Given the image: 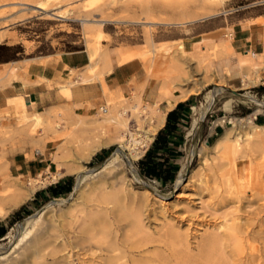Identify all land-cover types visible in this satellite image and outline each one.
Instances as JSON below:
<instances>
[{"label":"rangeland","instance_id":"rangeland-1","mask_svg":"<svg viewBox=\"0 0 264 264\" xmlns=\"http://www.w3.org/2000/svg\"><path fill=\"white\" fill-rule=\"evenodd\" d=\"M36 1L14 0L11 2H0V34L4 35L3 40L9 36L14 39L15 35L23 34L24 38L29 40L41 41L42 45L40 48L45 52L51 49L50 42L52 45H55L56 38L58 37L81 38L85 41L87 49L91 51L94 48L96 49L95 57H97L92 62V70L95 73L92 80H94L101 77L103 72V57L108 49V45L102 46V41L106 40L108 44L112 41L107 36L101 38L99 41L96 40V31L99 28L102 29L104 25L105 30L116 31L117 34L113 42L124 41L142 44L139 46V49H141L140 53L142 54H140V57L143 62L151 64V68L154 67L153 72L159 75L160 79H168L172 82V85H174V81L179 84L174 85L176 86L175 90H181L182 88L190 89L191 87L193 89L199 88V94L195 97V106L190 121L197 119L200 114L205 112L211 96L210 92L215 86L226 85L227 79L230 81V84L234 85H237V81H242L244 89L235 92H241L260 102H264V93L256 94L250 92L253 89V85H259L260 82L264 81V66H261L259 69L256 68L257 70L254 68L255 70L253 71L243 66L246 71L245 73L236 63L234 71L225 70V78L215 70L212 60L218 61L234 56L230 47L227 48L229 52H226L220 49V47L214 46L209 50L208 56H205L204 59L206 60L203 61V64L193 54L185 52L184 47L180 48L181 42L158 43L163 33H169L170 24H165L164 22H185V24H192L213 16L223 7L237 9V6H242L243 4L249 5L256 0H53L51 2V10L49 9L45 14H42L41 10L35 8ZM229 2L230 5L226 6ZM208 14V17L200 18ZM192 15H197V19L191 21L192 19L189 16ZM187 16L188 18H186ZM84 18L89 19L91 22L84 21ZM96 19H103L105 21L102 25H99L95 22L93 23V20ZM66 22L69 25H66ZM59 24L62 25L60 26ZM66 31H73L74 33L68 34ZM172 35L178 36V32H174ZM251 54L247 53L248 56ZM191 57H194V59ZM236 59L239 61L240 58ZM182 81L184 83H180ZM231 89L234 90L233 87ZM228 98L236 99L235 103L239 105V108L230 113L225 122H221L222 116L220 113H223L221 110L222 104ZM124 99L128 100L131 104L135 103L131 98ZM239 100L240 98L236 96L217 91L214 105L202 122L194 143H191V138L188 136L186 143L180 144L179 156L176 158L179 170L173 181L165 185H161L158 181L139 172L138 161L143 157V152L149 149L150 138L147 139L146 145L141 149L142 153L140 156L133 161L135 170H130L125 165L122 155L118 153L120 157L119 165L111 168L112 171L105 169L106 171L103 170L98 173L94 171L95 175L79 174L80 172L77 169L86 172L99 168L120 145L119 140H112L109 144L112 146V149L102 160H94L91 157L83 161L79 158L78 150L81 146L90 144L95 138L108 133V129L106 128L107 123L97 128H95L97 125L92 124L94 119L100 118L102 114H100L99 108L93 115L87 117L76 116L69 110L56 108L49 115L44 117L41 115L39 124L34 125L24 124L26 120V114H24L19 118L17 124L22 128H26L28 133L33 136H36L38 128H41L44 135L47 131H55L57 129V132L54 134V138H58L54 156L56 171L60 165L72 166V168L74 167V171L72 173L64 172V174L73 176V186L78 180L82 183L79 182L78 192L72 201H65L69 198L71 190L66 196L44 200L29 215L21 217L16 222L14 220V224L8 228L5 238L0 240L1 251L8 250V255L4 259H0V264H35L40 261L46 264L47 262L48 264H53L54 254V258L52 254H49L45 255L44 260L38 259L31 252L34 250L33 247L36 244H42L49 251L54 244L57 229L64 235L68 234L67 236L71 238L75 236L74 234L79 235L77 231L80 230V227L84 223L93 226V223L99 224L104 219L105 221L107 220V223L104 221L102 224L100 223V228H97L98 224L94 225L93 228L96 227V231L104 228L103 234L106 233V235H102V233L99 235L98 230L95 240L99 241V244L97 245V243L92 242L91 245L104 248L107 240L111 237L109 241L115 242L114 244L118 243V247L121 246L120 250L124 251L126 248L122 244L124 240L123 234L130 232L131 229L127 225L129 223V216L138 209L142 212L145 235L148 237L150 243L148 246L146 245V248H143L144 251L134 252L133 255L137 259L140 256V259L144 258V256L146 257L148 254L147 257H150V261L151 259L152 261L146 264L164 263H162V258L171 253L169 242L172 237L170 234H173L175 231L181 234L183 242L178 247L177 245L179 244H177L176 248L189 255H196L198 253L200 250L199 246H201L202 241L208 235L216 233L224 235L227 233V229L232 228V226L240 227L241 229L246 228L249 231L252 230L254 234L261 231L257 235L259 237L257 245H260L259 250L264 253V250H262L264 249L262 247L264 246V239H262L264 238V224L258 226V220H264V211H261L264 200H261L259 196H254L249 189L242 191L241 194L235 193L234 184L235 170L241 178L253 176L252 178L254 179L262 177V180H264V144L256 141L250 144L249 138L252 136L248 135V133L254 131L255 125L260 124V121H264L258 119V115H264V108L252 101L242 104L238 102ZM117 102L120 103V99H114L113 102H110L113 104L109 107H119L120 104ZM106 104L107 100L105 105L101 107L106 106ZM245 107H249L251 110L249 114L243 116L242 113L246 109ZM155 108L156 105L151 108L149 105L138 102V109L142 112L141 126L144 123V129L149 128L152 111ZM257 109L261 111L257 112ZM256 115L257 119L254 118ZM80 118L90 122L88 128H92V131L88 128L89 131L83 130L84 128L82 127L84 125L79 124ZM128 118L129 129L137 133L140 138L145 137L146 134H144L143 130L139 129L138 125L140 122L130 115ZM215 124H221L222 132H219V135L214 137L215 139H211L209 140L210 143H207L204 141L203 136L208 131V128ZM261 125H264V123H261ZM229 129L231 130L232 139L238 137V142L240 143V151L233 165L231 163L232 160L231 162L228 160L233 155L229 149L226 152L230 151V153H225L224 151L217 153L214 149H211V146ZM5 136L10 137V134H6ZM56 158H59L60 161L57 162ZM203 160L205 161L204 164ZM1 166L2 161L0 160V168ZM1 175L2 173L0 172ZM179 176H182V179L178 185V181L176 180ZM41 177L45 178L46 175H42ZM144 183L154 187L155 190H150V193H148L145 191ZM102 184L104 185L101 186ZM153 192L162 196V198L155 197ZM101 196L102 198H100ZM105 196L108 200H106ZM55 199L63 201L55 202ZM111 199L112 203L110 202ZM107 202L110 203L108 204ZM47 204L49 206L39 222L34 227L27 225L26 219ZM101 210L105 212L103 211V213ZM10 213L3 219H0V221L5 220L9 215L11 217ZM94 217L96 220H94ZM97 217L99 218L97 219ZM103 223L109 226L107 225V227ZM18 224H21L19 238L23 236L25 238L22 239L15 249L11 248V244ZM121 238L123 239L121 240ZM250 241L249 245L253 243L252 240ZM96 246L92 248L98 250ZM146 249L149 251H146ZM75 250L77 251V249H73V251ZM44 252L45 254L47 253L46 249ZM62 253L58 255H61L62 259H64V264H68L70 259H65L66 254L64 253L63 255ZM140 253H144V255H140ZM83 254L85 255H74L73 257L76 256V258H71V260L77 263V258L82 259L83 256L86 261H88L87 257L91 259V256L87 252ZM25 255L29 256L26 257ZM157 258L159 259L157 261L160 263L156 261Z\"/></svg>","mask_w":264,"mask_h":264},{"label":"crops","instance_id":"crops-1","mask_svg":"<svg viewBox=\"0 0 264 264\" xmlns=\"http://www.w3.org/2000/svg\"><path fill=\"white\" fill-rule=\"evenodd\" d=\"M11 1L14 0H0V2ZM227 5H230V2ZM237 7V9L223 7L213 16L192 24L169 25V33H163L158 43L181 42L185 52L194 56L198 55L197 53L208 56L209 50L214 46L226 52H229L227 48L230 47L234 56L218 61L212 60L215 70L225 78V70L234 71L237 63V66L245 71L246 67L240 66L236 58H244L247 53L264 57V0H256L249 5L243 4ZM65 24L69 25L67 22ZM102 30L112 41L109 44L106 40L102 41V46L108 45V49L106 62L103 59L102 63L101 77L82 83L80 77L74 78L72 79L74 85L67 84L72 73L85 74L91 64V50L86 48L83 39L69 36L58 37L55 45L50 42L51 49L45 52L40 48L41 41L29 40L24 38L23 34L15 35L14 39L9 36L0 42V160L2 161L0 172L4 176L17 179L20 184L26 185L30 179L42 175L48 177L49 174L56 172L54 156L58 138H54V134L57 129L47 131L44 135L41 128H38L36 136H33L26 128L17 124L24 114L35 113L44 117L56 108H63L76 116H91L98 108L105 105L108 93L115 100L131 98L134 102L144 103L151 108L155 105L160 106L164 120L152 136L150 146L158 132L164 130L168 123L170 151L175 154L170 161L178 167L176 158L179 156L180 144L186 143L188 136L191 138V143H194L202 125L201 123L195 132L192 131V134H189L195 120L190 121L195 106L194 101L199 92L191 93L184 99H177L169 106L167 99L160 96L163 79L153 72L154 67L151 68V64L144 63L140 57L142 53L139 46L142 44L124 41L115 43L113 40L117 34L116 31H107L104 25ZM174 32H178V36L172 35ZM122 48L136 51L138 55L132 59H126L125 55H121ZM124 58L126 60H123ZM170 79L173 80L172 77ZM237 82V85L230 84L227 79V84L220 86L218 91L236 96L233 91L244 89L242 81ZM174 85L179 84L174 81ZM252 88L250 91L252 93H264V81L259 85H253ZM180 93L181 90H175L172 96L176 98ZM238 98H240L238 102L242 104L250 102V100ZM235 100L228 98L223 102L221 109L223 113H220L221 122H225L229 114L239 108ZM245 108L243 116L249 114L251 110L249 107ZM173 111L175 115H172L168 121V114ZM258 116V119L264 120V115ZM254 118L257 119V115ZM261 123L264 121H260ZM172 126L175 127L173 132H171ZM219 132H222L221 124L211 125L203 136L204 141L210 143L209 140L215 139ZM6 134H10V137H6ZM111 149L110 145L103 147L92 155V158L102 160ZM149 149L143 152V157ZM163 157L168 158L169 153L164 154ZM67 177L73 176L63 174L56 181L37 188L24 203L11 210V213L9 212L11 217L9 215L5 220L0 221V228L6 231L0 234V240L5 238L11 221L16 219L13 216L17 211L23 208L19 216H27L28 212L31 213L32 210L37 209L44 200L51 198V187L65 183Z\"/></svg>","mask_w":264,"mask_h":264},{"label":"bare ground","instance_id":"bare-ground-1","mask_svg":"<svg viewBox=\"0 0 264 264\" xmlns=\"http://www.w3.org/2000/svg\"><path fill=\"white\" fill-rule=\"evenodd\" d=\"M52 1L53 0H37L35 8L41 10L42 14H45V13H47V11L52 6L51 5ZM209 14L207 16L205 15V16L200 17V18H206L209 16ZM186 18H188V16ZM189 18L192 19L191 21L196 20L197 15L189 16ZM182 19H184V18H182ZM84 21L91 22L89 19H86V18H84ZM104 21L105 20H103V19H96V20H93V23L95 22L99 25H102ZM164 23L170 24V25H183V24H185V22H178V23H166V22H164ZM164 23H162V24H164ZM96 32H97L96 33V40L97 41H99L101 38L106 36L101 28H99L98 31H96ZM3 38H4V35L0 34V42L3 40ZM87 41H88V39H87ZM179 47L183 48L182 45H180ZM120 51H121V55L122 56L125 55L126 59H128V58L132 59L138 55V52L129 50L127 48H124V49L122 48ZM197 52H199V51H197ZM97 54H98V52H97ZM197 54L198 55H195V57L198 58V60H200L203 63V61L206 60V59H204L205 56L201 53L200 54L197 53ZM95 55H96V49L94 48L91 51V60H90L91 64H89L90 66L86 69L87 70L86 73L85 74L82 73L83 75L73 73L71 75V78L67 81L68 85H72L74 83L72 80L74 78L77 79L80 77L79 79L81 80V83L91 81L93 79L92 77L95 75V73L92 70V68H93L92 62L95 61V58L97 57V56L95 57ZM103 58L105 59V62H106V59H107L106 53L104 54ZM126 59L124 58L123 60H126ZM192 59H194V57ZM109 61H110V59H109ZM239 64H240V66H244L246 68H249L251 71H253L256 68H258L259 66H261V64H264V57L255 55L253 53L250 56H248L246 54L244 56V58L239 59ZM76 82L77 81H75V83ZM161 83H162L161 84L162 86L160 88V96H161V98L167 99V101L169 102V106H171L170 105L171 102H174L177 99H184L189 94H191L193 92H195V93L198 92V89H199L197 87H196V89H193L192 87L190 89H184L183 88V89H181L180 95L178 97L174 98L172 96V92L175 91L176 86L172 85V82H170V80H168V79L163 80V82H161ZM217 91H218L217 86H215L213 88V90L210 92L211 96H210V99L208 102L207 111L205 110L206 113L204 112V113L200 114V116L193 121L191 129L189 131V134H191L192 131L195 132V130L199 127L200 123L203 121L205 115H207V113L211 110V108L214 104L215 95H216ZM106 98H107L106 106L99 108L100 114L102 113L100 118H98L96 120L94 119L92 124L97 125V126H95V128H97L98 126H103L104 124L106 125V123H107L106 128L108 129V133L106 135L95 138L92 141V143H90V144H85V145L81 146L78 150L79 151V158L83 161L90 159L92 157V155H94L99 149L108 146L112 142V140L113 141L119 140V142H120L119 148H116L110 154V156L99 166V168L94 169V170H88L86 172L83 170L77 169L80 172L79 174L85 173V174L93 175L94 171H96L98 173V172H101L105 169H108V170L110 169V171H112L111 168H113V167L115 168V166L119 165L120 157L118 156V153H120L122 155V157L124 158L125 165H127V167L130 170H132V171L135 170L134 169L135 167L133 166V161L135 159H137L140 156V154L142 153L141 149L146 145L145 143H146L147 139H149V138L151 139V137L155 134L158 126H160L159 124L163 123L162 120H164V119H163L162 113L160 112L161 111V109L159 108L160 106H158V105H156V108L153 109V111H152V118L150 119L149 128L144 129L143 128L144 123L141 126V124H142L141 123L142 112L138 109V102L131 104L128 102V100L121 98L120 103L117 102L120 104V105L118 104L119 107L118 106L117 107L112 106V108H110L109 106L111 104H113L110 102H113L114 98H112L109 93L106 94ZM253 100L256 104H259L262 108H264V102H260L256 99H253ZM154 110H155V112H154ZM256 111L260 112L261 110L257 109ZM129 115L131 117H133L136 121L140 122L138 126H139V129L143 130L144 134H146L145 137L140 138V136L137 133L132 132L129 129V118H128ZM96 116H97V114H96ZM40 118H41V114H35V113L26 114V117H25L26 120L24 121V124L25 125L39 124ZM199 118H201L200 121H198ZM138 122H136V123L138 124ZM249 122H251V121H249ZM89 123L90 122H88L87 120H82L81 118L79 119V124L84 125V127H82V128H84L83 130L90 129V128H88ZM253 129H254V131H252V133H248L249 136H252L251 138H249L250 144L255 142V141L258 143L264 144V125L257 124L254 126ZM120 130H122V132H120ZM123 131H125V132H123ZM253 139H256V140L253 141ZM238 140H239L238 137L232 139L231 130L229 129L226 132H224L222 134V136L211 146V149H214L217 153L223 152V151L225 153H230V151H231L233 155H232V158L231 159L229 158L228 160H230V162L232 160L231 163L233 165V163L235 164V158L237 157V154L240 151V143L238 142ZM227 149H229L230 151L226 152ZM204 160H205V158H204ZM204 160H203V164L205 162ZM56 161L59 162L60 161L59 158H56ZM73 171H74V167L72 168V166L60 165V167H58V170L55 173L49 174L48 177H45V178L39 176L38 178L30 179L26 185L20 184L17 179L11 180L6 176L4 177L2 174L0 176V219H3L4 217H6V215L11 210L17 208L22 203H24V201L27 200L35 192V190L37 188L45 186L46 183L56 181V179L58 177L62 176L64 174V172L72 173ZM247 175H251V174H247ZM249 177L250 178H248V177L241 178L240 176H238V173L236 172V170L234 171V179H235L234 184H235V189H236L235 193L241 194L242 191L249 189V191L252 192L254 194V196H259V198H261V200H264V180H262V177H260V178L257 177V179L252 178L253 176L252 177L249 176ZM181 179H182V176H179L178 179L176 180V181H178L177 182L178 185L180 184ZM82 181H83V179H82ZM79 182H80V180H78V182L73 186V189H72V192H71L69 198L65 201L70 202L74 199V197L76 196V194L78 192ZM80 183H82V182H80ZM103 185L104 184H102L101 186H103ZM143 186L145 188V191H147L148 193H150V190H155V188L150 186L149 184L144 183ZM98 187H100V186L98 185ZM102 189H103V187H102ZM148 193H146V194H148ZM153 194L155 197L162 198V196L157 195L155 192H153ZM102 195L104 196V194H102ZM106 196H105V198H106ZM100 198H102V196ZM103 200H105V199H103ZM106 200H108V199L106 198ZM54 201L59 202V201H63V200H60V199L56 200L55 199ZM100 201H101V199H100ZM111 201H112V199L110 200V202ZM102 202H104V201H102ZM110 202H107V203L109 204ZM48 206H49V204L45 205L44 207L39 209L35 214L29 216L26 219L27 225H31L34 227L39 222L40 218L42 217V215L44 214V212L46 211ZM98 206H99V204H98ZM100 208H101V206H100ZM104 208H105V205H104ZM261 209H262L261 211H264V205H262ZM105 210H106V208H105ZM95 215H97V214H95ZM91 216H90V218H91ZM87 217H89V216L87 215ZM98 218L99 217H97V219ZM87 219H89V218H87ZM102 219H104V218L102 217ZM94 220H96V218ZM89 221H88V223H89ZM104 221H105V219L102 222H104ZM94 222H96V221H94ZM102 222H100V223L102 224ZM105 222L107 223V220ZM261 222H264V220H261V221L258 220V223H259L258 226H261L262 224H264ZM100 223L99 224L97 223L98 224L97 228H100L99 227V225H101ZM106 223H103V225L104 224L106 225ZM97 224L93 223V226H92L90 224L86 225V223H84L83 226L80 227V230L77 231V234H79V235H76L73 233L75 236H73L71 238L69 236H67L68 234L64 235L63 233H61V231L59 229H57L55 237H54V244L52 246V249L50 248V250L48 251V248L46 246H44L42 244L41 245L36 244L33 247L34 250L31 252L33 254H35L36 258L43 259V260H44L45 255H49V254L53 255L54 254L55 258L53 255V258H54L53 264H64L65 263L64 259H62L61 255H58V254H61L63 251L66 254L65 259H70L68 264H146V263L152 261V259L150 261V257H147L148 256L147 253H146L147 254L146 257L144 256V258H140V259H139L140 256L139 257L137 256L138 257V259H137L133 255L134 252L144 251L143 248H146V245L148 246V244L150 243L148 237L145 235L146 234L145 230H144L145 225L143 224L141 210L138 209V210H136V212L131 214V216H129V223L127 225L130 227L131 230L129 233L124 231L125 232L123 234L124 240L122 243L123 246L126 248V250H124V251L120 250L121 246L118 247V243L114 244L115 242L112 243L111 241H109L111 237L109 238V240H107L104 248L103 247L101 248L100 246L97 247L96 245H91L92 242L97 243V245L99 244L98 243L99 241L95 240V238L97 237L99 229L96 231L97 228L96 227H95L96 229L93 228L94 225L96 226ZM20 227H21V224H18L16 226V233L13 237L11 248L16 249V247H18V245L20 244L22 239L25 238V236L19 238L20 237V235H19ZM60 227H62V226H60ZM119 229H121V228H119ZM227 230L228 231L226 234L222 233L224 235H221L218 233L208 235L202 241L201 246H199L200 250L198 251V253L196 255H189L187 253L180 251L179 248L177 249L176 245L179 244V245H177V247H178V246H180L181 243H183L182 238H181V234H179L178 231H175L173 234L171 233L170 235L172 238L169 242V246L171 248V253L168 254L166 257L162 258L163 259L162 263L163 262H164L163 264H262V263H264V260H262V258H264V253H262L261 250H259L260 245L259 246L257 245L259 243L258 242L259 237L257 235L259 233H261V231H259V233L256 232L254 234L252 232V230L249 231V230H246V228L241 229L240 227H235V226H232V228H228ZM94 231H96V232H94ZM103 232H104V228H102V230H99V235H100V233H102V235H106V233L103 234ZM99 235H98V237H99ZM123 238H121V240ZM262 239H264V238H262ZM250 240H252L253 245L252 244L249 245V243L251 242ZM93 246L94 247L96 246V248L98 250H96V249L94 250L92 248ZM262 247H264V246H262ZM45 249L47 252L46 254L44 252ZM73 249H77V251L76 250L73 251ZM147 250L148 249H146V251ZM262 250H264V249H262ZM85 252H87L88 255L91 256V259H88L89 257H87V255H86L88 261H86V259L83 258L84 256L82 257V259L77 258V261H78L77 263H75V262H73V260H71V258L72 259L76 258V256L73 257L74 255H80V254L85 255V254H83ZM7 253H8V250L1 251V249H0V259H4L8 255ZM64 253H62V254L64 255ZM144 253L143 254L140 253V255H144ZM56 255H58V256L56 257ZM25 256L28 257L29 255H25ZM149 256H150V254H149ZM157 260L159 261L158 258L156 259V261ZM158 263H160V262H158ZM35 264H46V263L40 261V262H36ZM47 264H48V262H47Z\"/></svg>","mask_w":264,"mask_h":264},{"label":"trees","instance_id":"trees-1","mask_svg":"<svg viewBox=\"0 0 264 264\" xmlns=\"http://www.w3.org/2000/svg\"><path fill=\"white\" fill-rule=\"evenodd\" d=\"M179 107L180 105L178 106V108ZM172 115H175V111L168 114V121ZM168 129L169 126L167 123L164 127V130L158 132L154 142L152 143L150 149L147 151L144 157L138 161L140 174L158 181L161 185L171 183L179 170V168L172 161H170V158H174L175 154L170 151L171 149L168 141ZM173 131H175V127L172 126L171 132ZM166 153H169L168 158L163 157V155ZM72 186L73 177H67L65 183H60L50 188L51 198L66 196L71 192ZM22 211L23 208H21L14 214L13 217H16L15 222L21 219L19 214ZM29 214L30 213L28 212L27 215ZM13 224L14 220L11 221L10 226H12ZM4 232L6 231H4L3 228H0V234H3Z\"/></svg>","mask_w":264,"mask_h":264},{"label":"water","instance_id":"water-1","mask_svg":"<svg viewBox=\"0 0 264 264\" xmlns=\"http://www.w3.org/2000/svg\"><path fill=\"white\" fill-rule=\"evenodd\" d=\"M220 87H217V89H219ZM233 93H234V95H236V96H238V97H241V98H244V99H247V100H250V101H252V102H254V98H252V97H250V96H247V95H245V94H242V93H239V92H235V91H233ZM255 103V102H254ZM206 116V115H205ZM205 118V117H204ZM202 123V122H201ZM200 123V124H201ZM200 126V125H199Z\"/></svg>","mask_w":264,"mask_h":264}]
</instances>
